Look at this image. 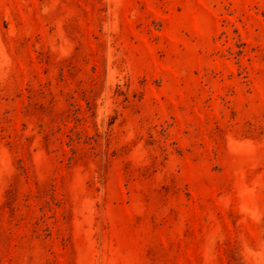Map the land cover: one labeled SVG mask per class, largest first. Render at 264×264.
I'll use <instances>...</instances> for the list:
<instances>
[{
  "label": "rangeland",
  "instance_id": "obj_1",
  "mask_svg": "<svg viewBox=\"0 0 264 264\" xmlns=\"http://www.w3.org/2000/svg\"><path fill=\"white\" fill-rule=\"evenodd\" d=\"M0 264H264V0H0Z\"/></svg>",
  "mask_w": 264,
  "mask_h": 264
}]
</instances>
